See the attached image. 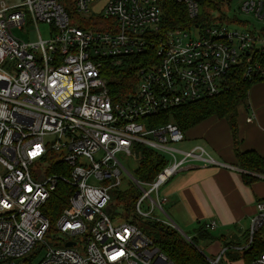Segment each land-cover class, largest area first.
Masks as SVG:
<instances>
[{"label":"built area","instance_id":"obj_1","mask_svg":"<svg viewBox=\"0 0 264 264\" xmlns=\"http://www.w3.org/2000/svg\"><path fill=\"white\" fill-rule=\"evenodd\" d=\"M62 1L0 0V264H32L40 251L37 264H174L137 225L113 224L111 194L120 189L124 172L140 192L134 213L172 224L159 187L199 162H217L201 145L173 147L185 135L172 120L147 124L178 105L219 94L238 64L244 63L247 76H264V28L238 22L230 28V22L213 16L206 25L163 32V0H106L99 11L101 0H69L68 10ZM174 1L185 5L191 19L202 13L197 0ZM238 1L240 12L264 19V0ZM27 23L38 40L12 33V27ZM39 24L49 27L45 39ZM137 55L145 56L146 64L137 69L133 90L114 99L106 70ZM142 146L167 160L152 182L136 179L116 156L139 162ZM60 183L70 194L68 189L54 233L48 234L44 212ZM146 198L167 222L141 210ZM255 208L245 243L236 247L242 264H264V250L250 259L246 254L254 244L264 245V196ZM215 226L209 221L204 229ZM231 246L208 258L195 245L208 264L232 263L222 262Z\"/></svg>","mask_w":264,"mask_h":264},{"label":"trees","instance_id":"obj_2","mask_svg":"<svg viewBox=\"0 0 264 264\" xmlns=\"http://www.w3.org/2000/svg\"><path fill=\"white\" fill-rule=\"evenodd\" d=\"M202 7L201 15L191 19L187 15L186 7L183 3L174 0H163L160 2L163 21L161 23V31L182 28L189 30L197 25H206L213 19L211 11L219 12V8L228 4L230 0H197ZM64 7L68 10L69 0L62 1ZM219 17V18H218ZM219 21H227L230 23L239 22L237 17L231 19L226 15L218 14ZM153 54L152 50H149ZM146 64V57L143 55L128 56L122 58L119 65L108 68L105 76L108 80L107 86L109 93L114 99H120L127 93L131 92L135 86L137 69ZM228 86L219 94L204 98L201 100L187 102L178 105L170 110L165 111L155 118L153 123L147 126H156L164 124L172 120L184 133L194 125L209 118L225 120L231 131L233 152L238 163V167L243 170L264 173V157L255 150L241 151L238 147L239 140L237 137V110L238 106L247 98L250 87L264 80V76H247L245 75L244 63L238 64L230 69L227 77ZM166 158L147 147H141V156L133 175L141 182H152L157 174L166 166ZM243 180L249 182L250 177L243 174ZM132 184V183H131ZM68 185L64 183L58 184L56 190L49 201L52 206L48 211L44 212L50 222L48 234L54 233V222L56 217L66 206V197H68ZM67 194L64 195V191ZM70 194V189H69ZM67 195V196H66ZM112 200L124 212L125 220L131 224L137 225L143 233L152 238L158 249L164 253L174 264H208L206 258L197 250L196 241L191 238L193 244L186 241L183 236L173 227L163 223H158L149 219L138 217L134 213V206L140 197V192L132 184L128 189H116L112 192ZM115 204L113 205V207ZM139 222V223H138ZM200 235L213 239L210 232L204 229V224L197 227ZM229 243H225V246ZM264 250V245L254 244L246 254L250 259L258 255ZM245 254V252H244ZM32 258L29 257V259Z\"/></svg>","mask_w":264,"mask_h":264},{"label":"crops","instance_id":"obj_3","mask_svg":"<svg viewBox=\"0 0 264 264\" xmlns=\"http://www.w3.org/2000/svg\"><path fill=\"white\" fill-rule=\"evenodd\" d=\"M241 104L245 111L240 115L237 111L238 147L241 151L255 150L264 157V80L250 87ZM249 117L251 121L247 120ZM207 120H218L227 125L232 150L227 158L231 163L221 159H214L217 163L210 165L199 162L194 168L181 170L170 177L160 192L167 199L169 213H166L169 220L178 226L198 227L214 221V230L237 228L244 233L256 212V200L264 196V173L238 167L228 123L216 118ZM218 153L220 156L219 150ZM243 174L250 177L249 182L243 180Z\"/></svg>","mask_w":264,"mask_h":264},{"label":"rangeland","instance_id":"obj_4","mask_svg":"<svg viewBox=\"0 0 264 264\" xmlns=\"http://www.w3.org/2000/svg\"><path fill=\"white\" fill-rule=\"evenodd\" d=\"M105 2L106 0L99 1L96 5L97 7L96 10L99 11V9L104 5ZM238 4H239L238 0H231L228 5L226 4L222 5L219 8V12L211 11L210 14L216 16V18L218 17L219 13L222 14V16L226 15L227 18L229 19L233 17H237V20L239 22L235 25H237L238 27H241V24H244L243 26H247L251 30L253 29L259 30L264 28V19L263 20L256 19L251 14L240 12L237 8ZM229 25L230 28H237L236 26H233V24L231 23ZM48 29L49 27L47 25L39 24L38 32L43 39H45L48 36ZM11 31L16 37L20 39L26 41L38 40V33L35 27L29 25L28 23L25 24L20 29L17 27H12ZM237 111H238V115H240L243 111H245L244 106L242 104L241 106H238ZM185 135L186 138L184 137V139L180 142L172 143V146L180 150H189L196 145H201L202 147L207 149L206 151L210 153L214 159L216 160L221 159L230 162V160H228L227 158L228 153L232 151L230 147V139H229L230 134L228 127L224 122L218 120L201 121L198 124L194 125L192 128L188 129ZM191 136H194L195 138ZM46 139H51V136H47ZM211 147L215 149H212ZM217 149L220 151L221 157L219 156ZM116 156L127 170H129L131 173L134 172V169H136L138 165V161H136L134 158L130 156H125L123 153H117ZM176 156L179 158L181 155L176 154ZM131 182L132 181L130 180V178L127 177L124 172H122V174L120 175V186L118 188L128 189L132 186ZM161 189L162 186L159 187V193L161 192ZM151 196L153 198H156V193L152 192ZM114 204H115V208L113 209L114 216H111L112 222L113 224H122L125 221L124 212L120 208L119 206L120 204L118 205L116 203ZM163 208L166 212H168V207L166 203L163 204ZM141 210L144 212H149L148 216L161 217L164 219V221L166 220L168 221V218L163 213H161L157 208L151 210V205L148 198L143 200L141 205ZM116 213L118 214L116 215ZM168 225L173 227L172 224L169 222ZM177 227L181 230V232L185 233L187 236H189L190 238L196 241L197 248L204 254V256L208 258H215L224 249L225 243H229L232 246L227 249L226 254H224V256L222 257V262L224 263L228 260L232 263L227 262L226 264H242V262L240 261L241 255L238 254L239 251L237 250L236 247H242L244 245L247 229L245 230V236L244 233H241L237 228H232L229 231L207 230V232H210V234L213 237V239L211 240L206 236L200 235L197 231V227L194 225L183 226L180 224L179 226L177 225ZM220 233H223L224 236H219ZM218 237L219 239H217ZM75 241L80 243L82 241V238L75 237ZM62 245L63 242L59 244V246ZM42 254L43 252L40 251L37 254V256L33 259L32 264H37Z\"/></svg>","mask_w":264,"mask_h":264},{"label":"water","instance_id":"obj_5","mask_svg":"<svg viewBox=\"0 0 264 264\" xmlns=\"http://www.w3.org/2000/svg\"><path fill=\"white\" fill-rule=\"evenodd\" d=\"M199 12H201V9H200V11ZM106 213H110V211H111V208L110 207H107L106 208ZM172 224H173V227L185 238V239H189L188 237H187V235L185 234V233H183V232H181V230L177 227V225L176 224H174L173 222H172ZM71 245H73V243L72 242H67V243H65V246H71Z\"/></svg>","mask_w":264,"mask_h":264}]
</instances>
